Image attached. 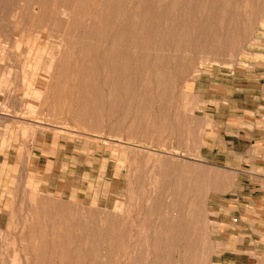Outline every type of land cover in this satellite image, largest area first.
I'll return each instance as SVG.
<instances>
[{"label": "rangeland", "instance_id": "obj_1", "mask_svg": "<svg viewBox=\"0 0 264 264\" xmlns=\"http://www.w3.org/2000/svg\"><path fill=\"white\" fill-rule=\"evenodd\" d=\"M262 85L264 0H0V264H215Z\"/></svg>", "mask_w": 264, "mask_h": 264}, {"label": "crops", "instance_id": "obj_2", "mask_svg": "<svg viewBox=\"0 0 264 264\" xmlns=\"http://www.w3.org/2000/svg\"><path fill=\"white\" fill-rule=\"evenodd\" d=\"M263 88L264 85L260 87L261 99ZM262 104L253 108L255 115L264 114ZM223 119L212 126V138L206 142L210 148L206 159L228 163L239 172L242 183L222 218L224 248L215 264H264V172L245 168L246 162L251 161L252 147L264 145V125H250L244 117H236L233 122Z\"/></svg>", "mask_w": 264, "mask_h": 264}]
</instances>
